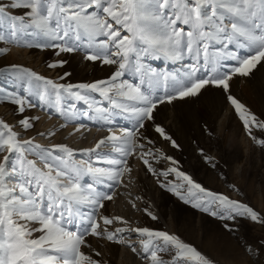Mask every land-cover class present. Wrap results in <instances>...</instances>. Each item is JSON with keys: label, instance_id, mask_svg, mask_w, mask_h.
<instances>
[{"label": "snow or ice", "instance_id": "6c2138e0", "mask_svg": "<svg viewBox=\"0 0 264 264\" xmlns=\"http://www.w3.org/2000/svg\"><path fill=\"white\" fill-rule=\"evenodd\" d=\"M0 41L52 49L57 57L82 51L87 61L115 66L109 78L90 83H60L23 65L0 67V75L21 83L28 94L0 87V101L16 105L19 113L36 106L29 99L35 95L66 119L76 118V102H83L90 111L81 114L89 119L112 124L120 117L132 122L119 134L110 130L92 147H74L22 139L18 128L26 132L38 117L22 116L18 128L0 118V264H100L82 250L86 237L124 242L138 253L130 241H123L125 232L140 237L138 254L148 264H213L195 246L167 231L147 226L109 230L114 222L128 223L99 213L130 171L128 158L137 148L159 186L184 203L224 221L264 224V215L248 204L202 186L176 166L157 174L150 158L160 150H144L153 141L141 131L154 122L159 104L215 87L227 94L246 133L264 146V137L253 135L254 128L264 133V119L229 94L234 75L248 76L264 61V0H0ZM241 50L247 54L241 56ZM7 51L0 47V55ZM147 59H164L178 67L175 72H157L145 64ZM65 63L59 59L49 67ZM129 75L136 81L126 78ZM68 76L65 72L60 79ZM161 88L162 96L156 94ZM154 130L177 146L162 126ZM164 158L178 164L170 156ZM205 160L211 163L214 158ZM170 173L175 181L167 179ZM224 227L232 230L228 223Z\"/></svg>", "mask_w": 264, "mask_h": 264}, {"label": "rangeland", "instance_id": "374dc122", "mask_svg": "<svg viewBox=\"0 0 264 264\" xmlns=\"http://www.w3.org/2000/svg\"><path fill=\"white\" fill-rule=\"evenodd\" d=\"M3 2L7 4V0ZM25 39L31 40L30 37ZM0 47L8 49L0 55V67L23 65L60 83H90L107 79L115 70V66L104 65L101 61L85 60L82 51L63 53L57 57L52 49L30 48L16 42L0 41ZM246 54L241 50V56ZM59 59L66 61L63 67H49ZM226 63L229 67L233 66L231 61ZM145 64L161 73L175 72L178 67L164 59H147ZM65 72L70 73V76L61 80L60 77ZM126 78L136 81L130 75ZM0 87L20 95H28L22 84L7 74L0 75ZM156 94L162 96L163 89ZM229 94L264 119V61L248 76L234 75L230 81ZM226 95L220 89L209 87L196 97L159 104L154 111V122H148L146 129L141 130L143 135L153 141L144 150H160L158 156L150 158L157 174L161 170L166 171L176 166L202 186L244 202L264 215V146L246 133ZM29 99L36 106L27 109L23 114L16 110V105L0 101V118L17 125L18 128V121L22 116L38 117L39 119H33V128L26 132L23 129L18 130L23 132L22 139L31 137L43 145L65 143L74 147H92L110 130L119 134L116 129L132 127L130 120L120 117L112 124H107L83 116L82 112L90 111L83 102H76L77 117L66 119L55 107L43 106L35 95H29ZM155 125L162 126L177 146L174 147L170 141L156 133ZM77 128L80 131H76ZM85 130H93L87 140L81 137ZM49 132H54L55 135L49 136ZM40 133L44 135L41 136ZM253 135L257 138L264 137V133L255 128ZM81 141L87 144H80ZM140 152L137 148L135 154L128 158L130 171L112 189L113 199L106 201L105 207L100 209V215L120 216L128 221L127 224L114 222L108 226L109 230L147 226L177 234L183 241L192 244L213 260V264H264V224L245 219L224 221L184 203L172 192L159 186L157 176L143 165ZM165 156L172 157L178 164L173 165ZM205 156L213 157L214 160L210 163L205 160ZM212 163H215V167ZM159 179L164 180L165 177L159 176ZM167 179L175 181L177 178L170 173ZM87 181L88 178H85V182ZM101 190L107 192L108 188L102 186ZM118 192H121L120 197ZM145 209L151 211L157 219H151ZM225 223L231 226V231L225 229ZM122 239L135 245L139 253L140 237L137 234L125 232ZM86 241L87 244L82 246V250L99 260L100 264H124L121 252L131 249L127 243L110 242L106 237L89 235ZM249 246L252 251L248 250ZM97 252L99 256L96 255ZM165 258H168L167 255ZM141 259L148 264L142 256Z\"/></svg>", "mask_w": 264, "mask_h": 264}, {"label": "bare ground", "instance_id": "6f19581e", "mask_svg": "<svg viewBox=\"0 0 264 264\" xmlns=\"http://www.w3.org/2000/svg\"><path fill=\"white\" fill-rule=\"evenodd\" d=\"M251 94V93H250ZM248 95V96H250V98H251V95ZM247 97V96H246ZM251 100V99H250ZM218 110V109H217ZM203 112V111H202ZM215 114V113H214ZM121 129V128H120ZM120 129H116L117 130V132L119 133L120 132ZM84 133L82 134V139L84 140H87L88 138H89V136L91 137V135L93 134V130H90V131H88V130H85V131H83ZM88 141H90V140H88ZM84 141H81V143L80 144H82ZM87 143H83V145H86ZM120 190V189H119ZM118 191V190H117ZM118 194V196L120 197L121 195V192L119 193H117ZM124 201V200H123ZM175 234V233H174ZM177 235V234H176ZM112 251V250H111ZM113 253L115 254V252L113 251ZM116 254H118V253H116ZM113 256V255H112ZM115 256V255H114ZM114 258V257H113ZM121 260H122V262L124 263V264H146L142 259H141V256H140V254H138V253H133L132 252V250L130 249V248H128V249H125V250H123L122 252H121Z\"/></svg>", "mask_w": 264, "mask_h": 264}]
</instances>
